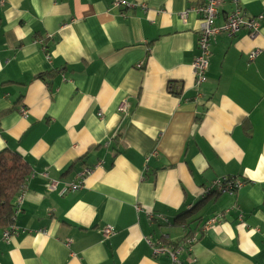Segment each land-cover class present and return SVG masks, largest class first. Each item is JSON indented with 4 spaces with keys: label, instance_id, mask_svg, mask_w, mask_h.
Segmentation results:
<instances>
[{
    "label": "crops",
    "instance_id": "0c3cea01",
    "mask_svg": "<svg viewBox=\"0 0 264 264\" xmlns=\"http://www.w3.org/2000/svg\"><path fill=\"white\" fill-rule=\"evenodd\" d=\"M113 1L0 0V153L32 168L0 264H264V20L216 35L196 87L205 0ZM220 2L218 27L238 7ZM186 225L190 254L155 252Z\"/></svg>",
    "mask_w": 264,
    "mask_h": 264
},
{
    "label": "built area",
    "instance_id": "2783aa9c",
    "mask_svg": "<svg viewBox=\"0 0 264 264\" xmlns=\"http://www.w3.org/2000/svg\"><path fill=\"white\" fill-rule=\"evenodd\" d=\"M234 2L238 5V2L234 0ZM113 5L115 8L121 7H132L134 4L128 3L126 0H114ZM220 0H205L204 4H202L198 9H196L200 14H202L203 20L201 23V31L198 38V50L199 53L193 63L194 74L196 77V87L201 86L207 80L206 74L210 64V56H211V47L213 38L218 34H226L229 36H235L240 32L246 30L248 31L251 37H255L259 33L260 24L264 20L263 15H259L257 17H249L243 11L242 8L238 7L235 11L230 13L227 16L225 24L222 27L216 26V19L220 14ZM262 52V50H257L252 52L249 55V60L254 61ZM130 109L129 104L123 103L119 107L120 113H127ZM102 116V114H100ZM86 174L83 173L82 177ZM84 179V178H83ZM83 182H80L79 185H73L72 189H79L82 187ZM246 184V181H242L238 178H224L216 181L214 183V188H216L218 193H230L234 194L235 191L242 188ZM52 187L55 186L54 183L50 184ZM27 187L20 194L17 204H16V215L18 216L22 211V206L25 200ZM151 221L158 222H168L162 215H152ZM210 221L209 223L214 222ZM17 233V228L12 227L11 229H5V233L3 235L5 240H9L11 236ZM115 233V229L113 226H106L103 231V236L108 239ZM200 231L193 230L190 226L186 225V235L182 239V241L175 246L174 248L168 249H156L155 252L157 254H166L168 255L173 262L177 263L179 261V255L183 254V252H188L189 254L193 250V246L199 241Z\"/></svg>",
    "mask_w": 264,
    "mask_h": 264
},
{
    "label": "trees",
    "instance_id": "16d2710c",
    "mask_svg": "<svg viewBox=\"0 0 264 264\" xmlns=\"http://www.w3.org/2000/svg\"><path fill=\"white\" fill-rule=\"evenodd\" d=\"M31 174L32 168L18 154L11 151L0 153V228L16 227L17 200L27 187V180ZM213 190L217 191L216 188ZM188 213L182 216L184 217Z\"/></svg>",
    "mask_w": 264,
    "mask_h": 264
}]
</instances>
